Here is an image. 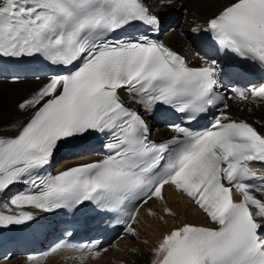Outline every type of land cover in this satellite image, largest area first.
Instances as JSON below:
<instances>
[{
  "label": "snow or ice",
  "instance_id": "6c2138e0",
  "mask_svg": "<svg viewBox=\"0 0 264 264\" xmlns=\"http://www.w3.org/2000/svg\"><path fill=\"white\" fill-rule=\"evenodd\" d=\"M176 3L183 0L160 6ZM193 23L217 53L264 72V0H229ZM160 25L150 0H0V60L46 69L41 87L16 105L31 112L27 120L0 125V228L87 202L119 214L124 232L139 240L147 223L140 209L151 201L162 210L149 206L147 216L176 226L152 244L150 264H264V130L227 113L229 99L264 101V84L223 95L219 62L190 63L149 36ZM137 26L145 32L129 35ZM34 79H42L38 71ZM157 106L180 114L165 141L151 139L145 119ZM214 108L220 114L197 127ZM93 135L106 140L102 159L50 173L62 148ZM169 190L209 223L182 219ZM76 250L81 264L108 251Z\"/></svg>",
  "mask_w": 264,
  "mask_h": 264
},
{
  "label": "bare ground",
  "instance_id": "6f19581e",
  "mask_svg": "<svg viewBox=\"0 0 264 264\" xmlns=\"http://www.w3.org/2000/svg\"><path fill=\"white\" fill-rule=\"evenodd\" d=\"M152 9L158 15L168 31L164 33L162 40L164 43L186 56L187 59H196L198 50L195 42L197 39V33L191 31L192 27H195V23H202L203 20L214 12H218L229 0H183V3H176L171 7L160 6L161 0H150ZM190 5L188 9L189 15L186 16L181 28L177 29L173 26V20L175 14H177L178 8L184 5ZM174 15V16H173ZM42 81H33L25 79L16 83H10L8 81L0 82V116L1 113H5V117H2L0 125H7L10 120H19L21 122L26 121L31 112L22 113L16 107L19 102H23L25 98L38 90ZM227 113L234 118L246 120L252 123L259 130H264V104H261L257 100L240 101L236 105H233ZM166 137H171L172 134L165 132ZM77 161H62L59 165L61 169L71 166ZM169 203L180 213L182 219L205 224L209 223L205 215L199 213L194 207L191 206L189 200L173 191H168ZM151 206L157 212L162 210V206L150 202L144 209L141 210V218L147 221L146 224L142 225L144 228V234L141 235L139 242L127 243L129 236H125L120 240L114 248L109 249L107 252H102L99 258L93 259L90 254L83 260V264H150L152 255L150 248L154 244L161 233L166 231L168 228L176 226L174 221L169 220L167 225L158 222L151 217L147 216L146 209ZM147 238L150 243L144 244L142 239ZM139 244V245H138ZM125 250L120 252V250ZM133 249H139V252L133 251ZM82 254H75L69 251H60L48 257L41 258L43 264H81ZM35 259L32 257H15L3 264H35Z\"/></svg>",
  "mask_w": 264,
  "mask_h": 264
},
{
  "label": "rangeland",
  "instance_id": "374dc122",
  "mask_svg": "<svg viewBox=\"0 0 264 264\" xmlns=\"http://www.w3.org/2000/svg\"><path fill=\"white\" fill-rule=\"evenodd\" d=\"M191 8V6L190 5H182V6H180L179 8H178V13L177 14H175V18H174V20H173V26L174 27H176L177 29L179 28H181V26L183 25V23H184V20H185V18H186V16H188L189 15V13H188V9L187 8ZM185 9H187V11H185ZM174 16V15H173ZM175 22H176V24H175ZM5 113L6 112H4V113H1V115L2 116H0V121L2 120V117L4 118L5 117ZM144 239H147V238H144ZM144 239H142V241H144ZM139 241L138 240H133V239H131L130 237H129V239L127 240V243H138ZM139 245V244H138ZM125 250H123V249H121L120 250V252H124Z\"/></svg>",
  "mask_w": 264,
  "mask_h": 264
}]
</instances>
